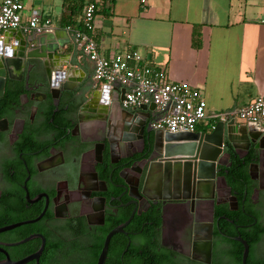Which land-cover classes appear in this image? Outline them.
I'll return each mask as SVG.
<instances>
[{"label": "flooded vegetation", "instance_id": "1", "mask_svg": "<svg viewBox=\"0 0 264 264\" xmlns=\"http://www.w3.org/2000/svg\"><path fill=\"white\" fill-rule=\"evenodd\" d=\"M50 73L46 62L30 59L24 61L20 75L11 73L12 79L4 80L0 228L41 212L43 196L29 205L23 184L27 199L42 194L45 205L38 219L0 232V243H17L38 234L42 246L36 264H95L108 232L126 221L133 208L132 203L117 205L133 201L134 209L120 227L123 233L114 232L108 239L103 264H241L242 244L226 237L245 243V264H264V234L251 246L258 232L257 218L264 227V150L255 151L253 145L245 150L241 140L235 150L230 148L242 163L248 160L249 184L244 185L243 199L227 185L229 157L216 166L212 200L209 193L196 194L203 200L177 193L176 185H165L160 193L143 190L146 160L156 155L159 146L154 136L161 132L152 129V119L134 122L116 98L109 111L102 108L100 98L87 104L86 82L54 87V82L46 83ZM146 125L151 130L146 132ZM206 130L197 124L192 133ZM186 196L191 197L189 202L181 200ZM218 208L234 219L217 215ZM215 221L225 237L216 232ZM39 243L36 237L0 245V250L8 262H15L34 253ZM4 254L0 251V260ZM24 264H35V259Z\"/></svg>", "mask_w": 264, "mask_h": 264}, {"label": "crops", "instance_id": "2", "mask_svg": "<svg viewBox=\"0 0 264 264\" xmlns=\"http://www.w3.org/2000/svg\"><path fill=\"white\" fill-rule=\"evenodd\" d=\"M91 1L104 13L94 14L90 34L99 54L111 58L134 50L142 63L161 70L166 82H185L197 89L205 102V118L198 126L217 122L220 115L242 123L236 111L264 96V0ZM22 3V21L35 11L50 21L45 31L68 40L56 66L65 64L61 70L74 80L94 85L91 63L74 49L65 30L81 29L84 6L78 27H63L61 0ZM9 31H0V37Z\"/></svg>", "mask_w": 264, "mask_h": 264}, {"label": "water", "instance_id": "3", "mask_svg": "<svg viewBox=\"0 0 264 264\" xmlns=\"http://www.w3.org/2000/svg\"><path fill=\"white\" fill-rule=\"evenodd\" d=\"M9 32H10L9 34L7 35L4 34L0 37V96L3 91L5 78L7 77L9 79H12L9 76L11 73H16L20 75L21 67L24 61L30 59H39L42 62H46L51 67L52 73H50L49 76H46V83L50 84L54 82L52 83L54 87H58L59 84L80 83V81H75L72 77H70V75L66 74L67 71L61 70V67L65 64H60L59 66L58 65L56 66V62L58 61V59L63 56L62 54L63 53L62 49H64L63 47H65L66 44H68L67 39H65L64 41L59 40L56 37V32L53 31H44L39 35L31 34L28 36H23L22 34L16 32V30H10ZM49 79L51 80V82L49 81ZM83 88L86 93H89L87 104L93 105L97 102V99L100 98L101 100L100 103L103 104L102 108L104 109L106 108V110L111 109V102H113L115 98L118 105V102L120 103V101L122 100L125 91V89L119 87L118 84L102 85L100 87L85 84L83 85ZM113 94L116 95L114 96ZM125 112L131 118L134 119V122L136 119H141L142 121L147 118H151L152 121H154L157 119L158 116V113H155V109L152 104L140 105L138 107L130 108ZM169 113L173 114L172 108L170 109ZM148 130H151V127H147L146 125L145 131L147 132ZM154 140L158 143L159 147L156 155H154L153 157H149L146 160L147 165L145 166L144 169L143 190L152 189L155 193H160L165 190V185L170 188L176 185L177 193L185 192L186 194L193 195L194 197L198 193H202V192L209 193L211 195V197L209 198L210 200H212L214 194V185L216 180L215 174L217 172L216 166H222L220 160L222 158L228 159L229 157L228 153L225 151L226 146L229 145L231 149L235 150L238 147L236 144L237 140H241V142L245 144L244 147L245 150L248 148L249 145H253V149L255 151H259V152L263 151L264 126H262L260 123H253V122L238 123L234 119L225 118L224 120H219L215 122L206 131H201L198 133L184 132V133H174V134H170L167 132H160L155 134ZM25 179H27V174L23 180V183ZM108 180H109V175H108ZM114 186H120V185H114ZM21 188L24 191L23 198L24 200L29 202V205L31 202L38 199L40 196H43L44 198V203L42 207L43 210L45 205L44 195L37 194L31 199H27L24 184L22 185ZM122 192L119 195H121ZM119 195L116 196L115 198L118 199ZM243 195H244V186H243ZM243 195H242V199H243ZM111 199L113 198L109 197V200ZM195 199L203 200L204 198L200 196H196ZM181 200L185 202L187 201L189 202L191 200V197L190 196L181 197ZM128 203L133 204V208L129 214L130 217L134 209L135 202L128 201L124 204H119L117 206L125 205ZM241 204H242V200H241ZM24 207H28V206H24ZM112 207H116V206H112ZM41 212L38 214L37 217L31 220L20 222L18 224L31 222L38 219ZM129 217L122 224L115 226L113 230L108 232V234L106 235L103 241L102 247L100 249L95 264H103L107 249V243L110 235L114 232L123 233L120 230V227L126 224ZM219 218H222L227 222H229L227 219L223 217H219ZM253 222L254 220L252 218V223L250 225H252ZM18 224L1 227L0 232L9 229L13 226H16ZM247 226H236V227H247ZM215 229L216 232L218 233L216 228V221H215ZM36 237L39 238L40 243L38 249L34 253L18 261L8 262L6 255L2 250H0L4 254V258L0 260V264H24L31 259H35V264H36V258L42 246V237L39 236L38 234L28 235V237L17 243H12V244L0 243V245L3 246H10V245H16L22 243L26 240ZM226 238L238 241L242 244L243 250L241 253L240 263L245 264V259L247 256V247L245 246V243L238 238H230V237H226Z\"/></svg>", "mask_w": 264, "mask_h": 264}, {"label": "built area", "instance_id": "4", "mask_svg": "<svg viewBox=\"0 0 264 264\" xmlns=\"http://www.w3.org/2000/svg\"><path fill=\"white\" fill-rule=\"evenodd\" d=\"M145 0H139L143 4ZM22 0H0V31L18 30L28 36L39 35L50 26V21L31 11L21 20ZM95 6L86 3L82 9L80 30L65 28L70 33L75 50L91 63V79L94 86L118 84L124 88L120 101L122 109L152 104L157 119L153 130L170 134L192 132L205 118V102L197 89L185 82H166L161 70L142 63V57L134 50L104 58L90 34L93 30ZM172 108L173 114L169 113ZM235 117L243 122L264 126V96H258L239 108ZM220 120L227 116L220 115Z\"/></svg>", "mask_w": 264, "mask_h": 264}, {"label": "trees", "instance_id": "5", "mask_svg": "<svg viewBox=\"0 0 264 264\" xmlns=\"http://www.w3.org/2000/svg\"><path fill=\"white\" fill-rule=\"evenodd\" d=\"M62 6L64 9V12L62 13L59 23L63 27L72 26V27H78L76 23V19L80 14L81 8L86 3H93L95 6V12L94 14L101 13L104 15L103 12H100L98 10L97 3L92 2L91 0H61ZM106 10V9H105ZM12 95L11 97H13ZM216 121L205 124V125H199L201 128L209 129ZM226 152L229 155V163L230 167L227 169V185L230 188L231 192L233 194H236L238 197H242L243 193V186L246 184H249L248 176L246 173V166L248 163V160H244V163H242V160H240L233 152L230 150L229 145L226 146ZM217 215H225L229 219H234L233 216H231L226 210L218 208L217 209ZM256 223L254 224L256 228H258V232L256 233L254 239L251 241V246L253 247L262 237L264 234V227L260 225L258 222V218L256 219ZM239 258L236 260L238 261ZM253 262L261 263L260 260L252 258ZM238 264V263H237Z\"/></svg>", "mask_w": 264, "mask_h": 264}]
</instances>
